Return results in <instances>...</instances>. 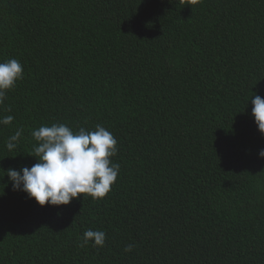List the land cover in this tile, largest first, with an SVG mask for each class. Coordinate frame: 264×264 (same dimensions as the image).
Segmentation results:
<instances>
[{"label":"trees","instance_id":"1","mask_svg":"<svg viewBox=\"0 0 264 264\" xmlns=\"http://www.w3.org/2000/svg\"><path fill=\"white\" fill-rule=\"evenodd\" d=\"M13 58L24 72L0 106L14 116L0 125V264H264L251 115L264 0H0V62ZM53 123L117 139L103 199L40 206L13 190L7 170L37 162L31 133ZM89 228L105 246L81 247Z\"/></svg>","mask_w":264,"mask_h":264},{"label":"clouds","instance_id":"2","mask_svg":"<svg viewBox=\"0 0 264 264\" xmlns=\"http://www.w3.org/2000/svg\"><path fill=\"white\" fill-rule=\"evenodd\" d=\"M23 72V65L17 59L0 62V106L4 105L8 91L23 79ZM251 103V115L258 131L264 134V98L255 95ZM13 120L12 115L0 117V125H10ZM23 131L18 128L8 137L5 146L9 151L17 147ZM31 135L37 141L32 155L37 162L30 168L7 170L14 191H24L40 206L68 205L81 195L83 199L85 195L103 199L110 192L120 172V164L112 160L118 153V141L104 126L97 124L92 131L84 127L73 131L64 123H53L41 125ZM258 155L264 158V149H260ZM90 242L93 247L105 246L106 232L87 229L81 247ZM132 250L131 244L124 248L125 253Z\"/></svg>","mask_w":264,"mask_h":264}]
</instances>
